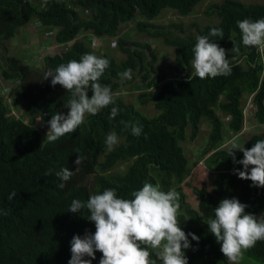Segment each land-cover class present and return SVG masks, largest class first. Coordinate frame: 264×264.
I'll list each match as a JSON object with an SVG mask.
<instances>
[{
	"label": "trees",
	"instance_id": "trees-1",
	"mask_svg": "<svg viewBox=\"0 0 264 264\" xmlns=\"http://www.w3.org/2000/svg\"><path fill=\"white\" fill-rule=\"evenodd\" d=\"M200 1L47 0L42 4V0H0V49L32 20L40 29L42 42L65 48L54 56L40 58L39 69L20 57L3 56L0 61L1 78L12 83V101L0 99V210L8 213L0 215V264H68L73 236L83 237L86 230L95 232L86 209L81 213L68 211L73 199L86 202L89 196L108 188L115 189L119 197L131 198V192L142 188L145 181L159 184L165 192L180 188L191 173L182 143L194 142L202 124L207 126V134L197 158L215 174L213 186L229 190L236 184L249 191L227 197L221 192L212 194L202 185L194 195L202 202V212L192 209L185 202L186 196L180 194L178 221L186 234L194 233L200 238L197 242L189 236L192 247L185 250L188 264H227L220 243L206 224L209 218H215L214 208L222 199L235 197L249 206L246 213L257 217L264 213V188L238 178L233 170H243V166L234 165L229 150L221 147L226 136L231 139L242 132L247 97H252L255 120L264 124L262 51L244 46L237 26L238 20L264 18V2L222 0L206 9L203 15L211 22L202 26L153 25L165 11L179 18L191 16ZM131 25L136 33L173 48L175 65L164 73L161 66L155 67L152 44H133L128 41L129 34H121V28ZM211 28L224 31V38L215 42L227 50L232 71L226 77L201 80L190 70L192 50L196 37L207 35ZM95 39L98 43L115 40L114 51L123 58H116L109 48L96 51L92 47ZM232 40L239 46L238 52L231 51ZM85 53L107 58L110 66L101 83L110 85L118 94L128 86V91L136 92V102L125 103L117 96L114 106L120 112L114 119H109L110 105L96 115H87L76 132L49 143L35 125L49 127L47 122L55 112L66 115L69 109L65 104L71 93L60 85L53 87L51 77L43 80L44 73L70 60L79 61ZM129 68L132 79L121 83L118 74ZM183 72L186 73L182 75ZM88 95L91 97V89ZM18 101L21 109L14 112H20L22 117L13 118L11 108ZM149 103L155 112L152 117L137 110ZM122 120L138 121L143 133L133 136ZM111 132L117 134L119 144L109 152L105 140ZM261 139L264 132L252 135L242 146L250 149ZM233 151L237 160L243 159V152ZM77 152L86 157L79 166L75 165ZM77 167L79 172L75 171ZM49 168L54 171L45 176ZM62 168L75 174L60 189L62 181L55 171ZM13 191L17 195L10 200ZM101 256L96 252L92 264H99ZM240 264H264V241L246 251Z\"/></svg>",
	"mask_w": 264,
	"mask_h": 264
},
{
	"label": "clouds",
	"instance_id": "clouds-1",
	"mask_svg": "<svg viewBox=\"0 0 264 264\" xmlns=\"http://www.w3.org/2000/svg\"><path fill=\"white\" fill-rule=\"evenodd\" d=\"M46 2L47 0H42V4ZM237 26L244 46L264 50V18L238 20ZM223 38L224 31L221 28H211L207 35L196 37L192 50V68L197 78L203 80L231 74L228 55L215 42ZM231 51H239V46L234 41ZM109 66L107 58L85 53L79 61L70 60L54 70L49 68L44 73L43 80L51 77L53 87L60 85L71 93V98L65 104L69 109L67 114L55 112L47 122L49 130L46 140L49 143L76 132L85 122L86 115H96L110 105L113 106L109 119H114L119 114L120 109L114 106L119 94L113 93L110 85L101 83ZM118 75L121 83L131 80L132 69H126ZM89 89L91 97L88 95ZM121 123L125 129L131 130L133 136L139 137L143 133V125L138 121L122 120ZM238 141L239 137L229 141L231 149L228 156L232 158L234 165L243 166V170L234 168V174L242 180H250L253 187L264 188V139L257 140L250 149L241 146ZM118 144L117 134L109 133L105 140L107 150H114ZM234 149L243 152V159L237 160ZM77 154L75 165L79 166L86 157L78 152ZM79 170V167L75 169L76 172ZM53 171L49 168L44 175L49 176ZM74 174L68 168L55 171V175L62 181L58 187L63 189L64 182ZM16 195L13 191L8 199L11 200ZM130 195L131 198H122L115 189L108 188L102 193L89 196L86 202L72 200L68 211L81 213V210L86 209L89 213L87 219L95 224V232L86 230L83 237L78 234L73 236L68 264H92V260L96 259V252L102 253L99 264H188L185 250L192 247L189 236L197 242L200 238L194 233L186 234L180 226V194L175 189L165 192L159 184L145 181L142 188L132 191ZM247 207V204L235 197L222 199L214 208L215 218H209L206 222L209 232L220 243V251L229 264H240L246 251L254 248L257 242L264 241V213L257 217L246 213ZM7 214L0 210V215Z\"/></svg>",
	"mask_w": 264,
	"mask_h": 264
},
{
	"label": "rangeland",
	"instance_id": "rangeland-1",
	"mask_svg": "<svg viewBox=\"0 0 264 264\" xmlns=\"http://www.w3.org/2000/svg\"><path fill=\"white\" fill-rule=\"evenodd\" d=\"M222 0H202L199 2V5L195 8L194 13L185 18H179L178 15L175 13H172L171 11H165L163 12L160 17L153 22V25L155 27H170L171 24H179L184 23L185 26H191L192 24L196 23L199 26L206 25L211 22V18H207L203 15V13L206 11V9L212 5L220 3ZM243 3H263L264 0H238ZM136 19L135 21H137ZM35 25V21H30V24L26 25L25 28H22L16 37L10 39L9 41L4 42V49H0V61L3 56H15L20 57L23 62L28 63L31 67L35 69H39V66L37 63L40 62V58L48 57V56H54L55 54L61 53L65 50L63 47H57L56 45H45L49 42H42L43 37L40 36V29H37ZM122 32H125L124 34H129L130 38L128 41L133 44H139L142 41H147L148 43L152 44V47L154 48L156 52V62L154 63L156 66H161V72H165L168 70L169 66L175 65V54L173 51V48L167 47L161 43H155L154 39H149L145 35H141L140 33H136L133 29V25L130 27L127 26L125 28H121V34ZM42 35V34H41ZM112 43H115V40L107 41L102 43H98V41L95 39L92 42V47L96 50H107L109 53L113 54L116 58H123V56L117 51H114L116 49V46L114 47ZM111 49V50H110ZM225 51H227L225 49ZM262 58L264 60V50H262ZM190 70L194 72V69L192 68V63L190 65ZM186 72H183L182 75H184ZM9 87H12L11 82L4 81L0 76V99H3L4 101H12L11 96H9L10 89ZM128 86L125 90H123L118 96L123 100L125 103H135L134 97L136 96V92H130L128 91ZM21 103L18 101L16 104H14V108H11L12 115H10L13 118H19L22 117L20 112L19 114H16L14 112V109L16 111H19L21 109ZM139 112H141L143 115L147 117H152L155 115V112L152 109V105L149 103L146 106H140V108H137ZM256 110L254 106L252 105V97H247L244 102V125L243 130L240 132L237 136L239 137V144L242 146L246 141L250 139V137L254 134H260L264 132V124H258L257 121L254 118ZM87 116V115H86ZM35 128L40 131V134L42 137H46V134L49 130V127L45 125H41V123H36ZM207 134V126L206 125H200V130L198 134V138L194 142H185L182 143V146L185 150V154L188 158L189 165L191 167V173L189 177L184 181L182 186L178 189H175L179 194H184L186 197L185 202L190 205L192 209H194L197 212L203 211V205L202 202L198 201L199 198H196L194 195L195 190H200L202 185L207 186V191L214 193L221 192L224 196H231L233 194H244L248 193L249 189L246 186L240 185L242 187H239L238 185L234 184L231 189L224 190V188L219 189L213 186V177L215 176L214 173L209 172L205 167L203 166L202 162L198 161L197 153L198 150L203 148L205 143V137ZM233 139V138H231ZM230 138H225V142L222 143L221 147L230 150L231 144L229 141ZM123 167H120V170H122ZM230 188V187H229ZM227 264H229L227 260Z\"/></svg>",
	"mask_w": 264,
	"mask_h": 264
},
{
	"label": "crops",
	"instance_id": "crops-1",
	"mask_svg": "<svg viewBox=\"0 0 264 264\" xmlns=\"http://www.w3.org/2000/svg\"><path fill=\"white\" fill-rule=\"evenodd\" d=\"M34 26H36V28L39 29V27H38V25H37L36 23H35ZM41 32H42V31H41ZM40 36H41V34H40ZM45 45H47V46H48V45H56L57 47H60V45H58V44H54V43H52V44L48 43V44H45ZM61 47H62V46H61ZM9 94H11V92H9ZM9 94H8V95H9ZM9 96H10V95H9ZM11 98H12V97H11Z\"/></svg>",
	"mask_w": 264,
	"mask_h": 264
},
{
	"label": "built area",
	"instance_id": "built-area-1",
	"mask_svg": "<svg viewBox=\"0 0 264 264\" xmlns=\"http://www.w3.org/2000/svg\"><path fill=\"white\" fill-rule=\"evenodd\" d=\"M112 45H115V44H112ZM8 102H11V101H8ZM11 115H12V113H10ZM36 130H38V129H36Z\"/></svg>",
	"mask_w": 264,
	"mask_h": 264
}]
</instances>
